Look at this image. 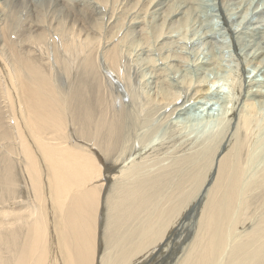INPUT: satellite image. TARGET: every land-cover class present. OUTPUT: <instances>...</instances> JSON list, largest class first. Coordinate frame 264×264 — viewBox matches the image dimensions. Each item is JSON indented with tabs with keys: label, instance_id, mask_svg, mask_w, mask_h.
<instances>
[{
	"label": "bare ground",
	"instance_id": "bare-ground-1",
	"mask_svg": "<svg viewBox=\"0 0 264 264\" xmlns=\"http://www.w3.org/2000/svg\"><path fill=\"white\" fill-rule=\"evenodd\" d=\"M189 1L128 0L131 8L114 9V19L104 24L94 17L93 11L99 2L107 4L108 0H87L82 5L86 11L68 6V11L73 9L79 15L78 23L75 20L71 26L59 23L57 38L49 33L46 38L45 30L39 29L28 36L32 47L26 52L21 51L18 42L6 43L12 49L17 48L18 54L13 65L8 64L12 66L7 68L9 77L2 76L8 83L6 80L3 83L0 77L4 87L0 85V129L4 135L1 136L11 139V145L0 158V164L5 165L0 167V264H94L99 204L105 210L101 230L105 252L100 264H140L150 255L148 264L162 263L159 256H166L168 245L177 234L178 219L196 195L191 190L203 185L206 168L214 162L220 146L212 145L213 141L207 148L197 146L199 150L195 153L172 150L173 157L160 163L168 159L169 146L160 141L153 144L156 137L149 138V128L156 125L154 115L164 120H170L176 112L183 115L186 103L193 99L201 104L211 88L201 78L194 82L185 78L177 84L166 82L161 66L146 61L151 67L147 69L154 66L153 74L147 76L152 86L148 85L149 90L143 91L146 94L142 92L145 98L138 101L139 96L137 100L131 91L132 78L125 66L126 47L133 42L148 49L152 38L160 51L172 44L170 40L158 41L157 37L164 30L169 33L167 38L174 31L186 30L194 10ZM241 2L248 7L252 4L241 0L235 9L231 6L229 9L225 1L219 0L225 25L232 24L230 31L234 34L240 22L235 23L233 15L238 18L246 9ZM8 12L12 22L14 14ZM243 12L242 17H249V11ZM253 13L249 21L256 15ZM144 20L147 25L139 26ZM35 26L39 27L36 23ZM8 27L9 24L2 26L1 33ZM48 53L54 58L52 67L41 62L42 54ZM167 54L160 59L172 67L180 62L181 55L174 50ZM254 59L259 66L263 65L264 53L254 55ZM74 60L78 72L70 76ZM168 66L165 67L169 69ZM55 67L70 77L68 88L58 93L64 101L52 89L55 75L51 70ZM9 89L17 103L12 109L5 106L7 98H11L7 97ZM261 95L257 89H247L235 121V134L232 132L233 137L223 143L226 145L216 158L214 173L211 172L195 235L176 264H264V164L255 168V163L260 162L256 148L252 147L253 125L264 109L257 99ZM135 109L138 114L133 113ZM8 118L13 119L14 128ZM135 151L140 153L134 156ZM151 157L158 167L148 163ZM15 165L18 175L25 178L21 186L24 192L29 190L32 204L22 203L21 196L10 200L18 183L11 169ZM41 168L49 173L47 205L42 208L34 203L42 184L41 173H45ZM5 201L8 205L3 204Z\"/></svg>",
	"mask_w": 264,
	"mask_h": 264
},
{
	"label": "rangeland",
	"instance_id": "rangeland-1",
	"mask_svg": "<svg viewBox=\"0 0 264 264\" xmlns=\"http://www.w3.org/2000/svg\"><path fill=\"white\" fill-rule=\"evenodd\" d=\"M127 1L128 0H116V1L108 0V2H106L107 4L103 2H99V7L94 8L95 9L93 11L94 17L99 18V20L102 19V22H104V24H109L114 19L113 17L114 9L124 8V7L128 9L131 8V5L128 4ZM132 1H135V0H131V2ZM224 1H225V5H227L228 8L231 6L232 8L235 9V7L238 5L237 3H239L241 0H238L239 2H237V0H223V3ZM245 1L252 3L250 4L251 6L248 7V4L245 5L246 3L241 2L242 4L244 3L242 6L246 8V9H243V11L247 10L250 12V14H248L249 12L247 13L249 17L246 18L245 15L244 17H242L243 14L245 13L243 11L241 12L242 14L240 13V16L238 15L239 16L238 18H237V14L233 15V21L235 23L240 22L239 23L240 27L238 26V32H237L239 35H237V33L236 34L231 33L230 26H232V24L230 26L225 25L224 18L221 13L223 10L221 9V7H219V0H193V2L191 0V2L189 1V3L190 4L192 3L191 6H193L194 4L195 7L194 6L192 7L194 10L192 9L193 11H191L192 17L190 16V21L187 24L186 30L180 29L179 31H177V33H175L174 31L175 34L174 33L170 34L168 38L166 35H168L169 33L168 34L165 33V30H164V33L160 35L159 37H157L159 38V40L157 39L158 41L165 40L169 42L170 40L172 44H174L173 40H176L177 42L175 41L176 42L174 44L175 46L174 45L172 46V44H169L168 46H170L171 48L166 46L168 50L164 48L162 52L158 50V47H156V41L155 42L152 41L155 38H152L151 43H148V46H147L148 49L150 50H148L147 48H141V46L139 45H133V42L130 44V46L126 47L128 55H126L125 57V66L130 72L129 77L132 78V81L130 82L131 91L134 93V95H136L137 100L140 98L138 101L142 100L144 97L143 93L149 90L148 85L150 86L151 84L148 83L150 80L149 79L147 80V78H149L147 76H150L151 74H153L152 70L154 69L155 63H156V66L158 67L161 66L162 72L164 71L163 74L167 76V77L165 76L166 82H169L171 84H177L178 82L179 83L182 82L185 78L187 80L191 79L192 82H194V80H196L197 78H201L203 79V81L207 83V85H210V88H211V91H210L211 93L207 95V98L205 97V99H202L201 104H200V101L199 103H196L195 101H193V99L190 102L186 103L181 111V112H185V114L183 115L178 116V113L176 112L174 115L171 116L170 120H167V119L164 120L163 118L154 115L153 119L154 120L157 119L155 122L156 125L152 126L151 128L148 127L150 130L149 138L154 139L156 137L154 139L153 144L160 141L163 143V145L169 146V149L167 150L169 153H167V156H166V159L167 158L168 159L160 163H167L173 157L175 152L174 151L172 152V150H175V151L178 150L184 153L186 152L185 154H189L192 151L194 153L198 152L200 147L203 149L204 146L205 148H207L208 146L212 144V145L220 146L217 149L218 152L220 153L223 147L226 145V144H223L225 140L231 139L233 137L232 135L235 134L234 132L235 131V121L238 118L241 105L243 103V98L248 88H252V90L257 89L260 91L262 95L261 97L259 96L257 99H259L262 103L260 101L258 103L264 106V61H262L263 65L259 66V63L258 62L256 63L254 59V55L256 56V55H259L260 53H264V23H263L264 22V19H263L264 18V5H262V2H264V0H245ZM86 2L87 0H0V28L2 26L4 27V25L9 24L8 30L6 32L1 33L0 31V68L3 69V71L0 72L1 81L4 83L5 82L4 80H6V78L9 77L7 75L8 74L7 68L9 67L8 64L13 65L14 63L13 59L18 54L17 48L12 49V46H6V43L9 42V40L18 42V45L21 47V51L23 49L22 52L24 51L26 52L30 50L32 47L31 45L32 42H30L31 40L28 39L29 38L28 36L30 34H35L36 32H38L39 29L45 30L46 38L49 36V34L54 36V38H57V35H58V31H56L57 25L60 23L61 26H64V25L71 26L73 20H75L76 22L79 16L78 14L73 13L74 12L72 11L73 9L68 11V6L76 7L78 9H85L86 11V8L84 6L82 7V5L85 4ZM77 4H80V5L77 6ZM231 7L229 9H232ZM9 10H11L12 13L14 14V20L12 22L10 21L9 17H7ZM252 12H254L253 14L256 13V15H254V18L253 17L251 18V21H252L251 23V21L249 20H250ZM243 18L245 19L244 22H243ZM127 21L128 20H126L125 22ZM248 21H249V24H248ZM35 23L38 24L39 27L36 28ZM77 23L78 22H76V24ZM139 23H141L139 24V26H142V27L147 25L146 20H144V22H139ZM125 28H123V31L125 30ZM114 31H116V29H114ZM123 31L120 33L122 34ZM120 33L117 34V37L120 36ZM184 35L186 36L187 40L184 39L185 38ZM193 35H195L196 37ZM176 36L178 38H176ZM197 36H199V38ZM188 39H190V41ZM133 40H136V39H133ZM20 43L23 45H21ZM25 43L26 45H24ZM50 43H52V37L50 38ZM164 50L169 52L168 54H170L174 50L179 56L181 55L182 57L180 56V62L178 64H175L174 67H172L168 61H164L160 59V58H163V56L167 54L166 51ZM150 56L153 59L154 58L155 59L152 60ZM250 56L253 58H251ZM147 57H150V58L147 59ZM150 59L153 61V63L151 62ZM41 60H42L41 62L47 63L46 64L47 67L54 66V58H52L51 53H48V55L44 54V56L42 54ZM99 60H100V57H99ZM146 61L147 63L150 62L149 64L154 65L152 70H149L151 69V67L150 65L146 64ZM165 62H167L166 65H165ZM158 63H160V65ZM71 64H72L71 65L72 70H71L70 76L73 74L75 75V72L78 69V67L75 66V60L72 61ZM144 64L146 66H144ZM162 64H164L166 67L169 64L168 66L169 69L163 66ZM147 66L149 69H147ZM11 67L12 66H10L8 69H10ZM56 69L57 68L55 67L54 68L55 71L53 69L51 70L53 74L55 75L54 77L55 83L53 84L54 87L52 89L54 91L56 90L57 95L60 97V99H62L58 93L59 92L64 93V91L68 88L70 77L68 75H66L67 76L66 77L64 72L62 70H61L62 72L59 70L60 69L59 67H58V70ZM139 70H140V73L138 72ZM101 72H103L106 75V73L102 70V68H101ZM231 74L233 76H231ZM3 75L6 78L4 77L2 78ZM227 76H228V79L230 80L226 79ZM142 81H145L147 86L143 85L144 82ZM6 82L8 83L7 80ZM0 85L2 86L1 82H0ZM12 87H14V85ZM144 90L146 91L143 92ZM8 91H9V94L7 93V97L10 94L12 95L13 93L11 89H9ZM54 91L52 93H54ZM137 96H139V98ZM230 97H233V98L231 99ZM13 99H14V96H11V98L9 97L7 98V101L5 102V106H7L8 109H12V107L14 108L15 106L17 107V103ZM124 100H125L124 104L125 105L128 104L127 98H124ZM63 104L65 106V102H63ZM2 109L5 110V108H2ZM14 113L15 112H13V114ZM133 113L138 114L136 109H135V112ZM5 114L6 113L4 112L3 116H5ZM13 114H11L10 117L13 116ZM259 115H258V118L256 117L257 121L253 125V130H252L254 131L252 147L256 148L255 155L259 156V162H260V164L255 163V168H259L260 166L264 164V109H262V114L260 112ZM222 119H223V122H221L220 124V120L222 121ZM11 120L9 118L7 119V121H10L9 123L10 126L14 128L13 121ZM6 124L8 123L6 122ZM151 129H154V130H151ZM157 129L158 131H156ZM1 135H3L2 129H0V158H1V155H4L5 151L8 150V146L11 145V139H7L3 137L4 135L3 136ZM170 135H173V136H170ZM181 139H183L184 143ZM173 143H175V145ZM226 143H228V141ZM170 152H172V154ZM138 153H140V151H135L134 156H137ZM218 154L215 155V158L213 159L214 162H211V164L209 165L210 167L207 166L206 168L207 169V172L205 173L206 180L204 181L203 185L199 189L191 190L193 192L195 191L196 195H193L191 200L188 201L187 203L188 206L184 209L183 211L184 213H182V215L180 216L181 219L180 218L178 219L180 220L178 222L179 227L175 229V230L178 229L177 234L175 235V238L173 239V241L168 245L167 251L165 253L166 258L164 257V255L159 256L160 259L162 258L161 260L163 264H166V263L176 264V262H179V260L181 259L184 253V250H187V248L189 247L195 235L198 215L201 212L202 207H203L206 190L208 188L207 186L210 185L211 175L214 173V170L216 167L215 162H216V158ZM148 163L153 164L155 168L158 167V165L155 166L158 163H156V161L152 157L150 158ZM4 166H5L4 164L2 163L0 164V167L5 168ZM15 167L16 168L12 166L11 168L13 169L12 172L14 173V178L15 177L17 178V179L15 178L16 182H18L17 186H15V189L18 186L19 187L16 190L14 189L15 195H13V199L11 198L10 200L15 201L21 196L20 198L21 202L24 204H28L31 202L33 197L31 194H28L29 192L28 189L25 190L24 192V189L22 188L21 185H23L25 178H23V175H18V172H17L18 167L16 165ZM150 169L153 170L154 168L150 167ZM211 169L212 170L214 169V170L212 171ZM41 170L43 171V168H41ZM46 171L47 170L45 169L43 171L45 173L43 174L41 173V177H43L41 179L42 184L40 183L41 190L39 189V193H37L38 199L36 200V202H34L40 208H42V206L46 207L47 205L46 195L48 194L47 188L49 185L46 181L49 182V173L48 171L47 172ZM105 173L106 172H103V174ZM44 177H48V179ZM42 188L43 189L45 188V189L43 190ZM14 196L18 198L15 199ZM39 197H40V200H39ZM6 203L7 202L5 201L3 204H6ZM30 204H32V202ZM6 205H8V203ZM23 208L24 207H22L21 209ZM99 208H100L98 211L99 221H98V226L96 227V233H95V254H94V261H93L94 264H100L99 261L102 260L101 257L105 252V247L103 245V241L101 237V230L103 226L102 224L104 220L105 210H104L103 204L102 205L99 204ZM132 226L133 225H131V227ZM165 238H164V241H165ZM151 256L152 255L140 261V264H148ZM161 260L159 261V263H161Z\"/></svg>",
	"mask_w": 264,
	"mask_h": 264
}]
</instances>
